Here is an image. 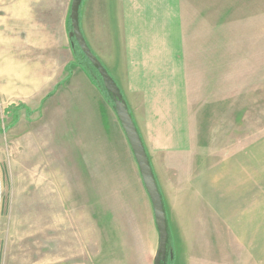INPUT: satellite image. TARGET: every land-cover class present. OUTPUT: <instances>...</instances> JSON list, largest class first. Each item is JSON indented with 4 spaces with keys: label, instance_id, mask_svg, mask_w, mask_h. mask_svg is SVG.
Segmentation results:
<instances>
[{
    "label": "rangeland",
    "instance_id": "1",
    "mask_svg": "<svg viewBox=\"0 0 264 264\" xmlns=\"http://www.w3.org/2000/svg\"><path fill=\"white\" fill-rule=\"evenodd\" d=\"M71 2L0 0V264H154L158 239L138 171L99 157L86 167L83 120L61 99L76 78H92L68 36ZM232 16L214 47L232 57L231 82L221 84L232 91V153L251 149L253 160L229 264H264V0H232ZM218 102L206 100L205 111L220 121L230 112Z\"/></svg>",
    "mask_w": 264,
    "mask_h": 264
},
{
    "label": "crops",
    "instance_id": "2",
    "mask_svg": "<svg viewBox=\"0 0 264 264\" xmlns=\"http://www.w3.org/2000/svg\"><path fill=\"white\" fill-rule=\"evenodd\" d=\"M88 15L83 33L127 101L163 195L173 251L167 264H229L232 222L247 219L253 160L251 149L232 153V91L221 86L231 82L232 57L222 59L214 47L220 41L214 32L232 26V0H91ZM259 18L263 22L262 10ZM88 77L83 85L76 78L61 97L83 120L85 165L99 157L138 171L159 242L153 206L113 103ZM220 91L230 98L221 100ZM215 99L220 112H230L220 121L205 111V101ZM224 121L230 132H222ZM245 226L239 222L237 229Z\"/></svg>",
    "mask_w": 264,
    "mask_h": 264
},
{
    "label": "water",
    "instance_id": "3",
    "mask_svg": "<svg viewBox=\"0 0 264 264\" xmlns=\"http://www.w3.org/2000/svg\"><path fill=\"white\" fill-rule=\"evenodd\" d=\"M83 0H72L70 9V31L69 38L72 45L77 43L83 54L97 69L107 90L113 108L118 116L121 126L127 136L130 147L138 164L141 178L147 194L151 200L155 223L159 234L157 251L154 256V264H167L169 257H173L171 248L170 226L166 213V207L160 190L151 160L138 127L134 121L127 101L115 79L109 73L99 57L90 47L81 27V6Z\"/></svg>",
    "mask_w": 264,
    "mask_h": 264
},
{
    "label": "trees",
    "instance_id": "4",
    "mask_svg": "<svg viewBox=\"0 0 264 264\" xmlns=\"http://www.w3.org/2000/svg\"><path fill=\"white\" fill-rule=\"evenodd\" d=\"M74 49L76 50V54L80 55L82 58L81 60H79L81 65H83L86 68V70L91 75V77L94 79V81L97 83L99 88L110 98L107 90L104 87L102 78L100 77L97 69L91 64V62L88 60V58L83 54L82 50L80 49V47L77 43H75Z\"/></svg>",
    "mask_w": 264,
    "mask_h": 264
},
{
    "label": "bare ground",
    "instance_id": "5",
    "mask_svg": "<svg viewBox=\"0 0 264 264\" xmlns=\"http://www.w3.org/2000/svg\"><path fill=\"white\" fill-rule=\"evenodd\" d=\"M2 36V35H1ZM10 65H11V63H10ZM10 71H12V70H10ZM24 85H26V84H24ZM52 167V166H51ZM52 169V168H51Z\"/></svg>",
    "mask_w": 264,
    "mask_h": 264
}]
</instances>
